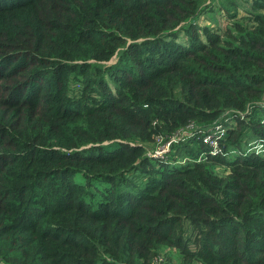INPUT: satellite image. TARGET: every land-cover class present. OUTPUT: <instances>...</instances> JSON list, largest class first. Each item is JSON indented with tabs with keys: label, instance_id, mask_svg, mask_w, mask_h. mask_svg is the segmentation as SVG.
I'll list each match as a JSON object with an SVG mask.
<instances>
[{
	"label": "trees",
	"instance_id": "1",
	"mask_svg": "<svg viewBox=\"0 0 264 264\" xmlns=\"http://www.w3.org/2000/svg\"><path fill=\"white\" fill-rule=\"evenodd\" d=\"M221 2L0 0V264H264V0ZM191 120L222 153L147 154Z\"/></svg>",
	"mask_w": 264,
	"mask_h": 264
},
{
	"label": "built area",
	"instance_id": "2",
	"mask_svg": "<svg viewBox=\"0 0 264 264\" xmlns=\"http://www.w3.org/2000/svg\"><path fill=\"white\" fill-rule=\"evenodd\" d=\"M198 133L202 134L204 142L211 148L210 150L213 154L223 152L221 139L227 134V127L221 122L204 125L194 120L180 126L170 134H157L151 143H147L146 152L149 156L167 159L175 142L192 137ZM251 148L257 151H263L264 144L255 140ZM202 158L200 156L198 159L200 160ZM152 264H167L165 251L155 255Z\"/></svg>",
	"mask_w": 264,
	"mask_h": 264
},
{
	"label": "rangeland",
	"instance_id": "3",
	"mask_svg": "<svg viewBox=\"0 0 264 264\" xmlns=\"http://www.w3.org/2000/svg\"><path fill=\"white\" fill-rule=\"evenodd\" d=\"M221 1H226V0H206V3L210 5V7L213 5L214 9H209L206 10L200 17V23H214L215 25L219 26L222 30L226 29L228 25H232V21L234 18L229 17L227 14V11L222 9V2ZM238 5L236 6V11H238L237 18L235 19H245L247 17V12L244 9L243 3L241 2L242 0H237ZM113 59L109 60L107 63L113 61ZM255 138H247L243 137V145L244 148H249L251 144L254 145ZM250 143V144H249ZM211 169L218 172V173H227L228 171L226 170L225 166L222 164H214L211 165ZM166 253V263L167 264H175L178 260V253L177 250L169 247L165 250Z\"/></svg>",
	"mask_w": 264,
	"mask_h": 264
}]
</instances>
